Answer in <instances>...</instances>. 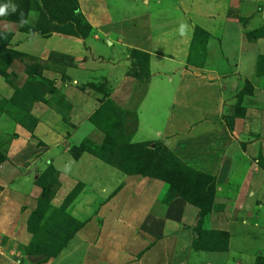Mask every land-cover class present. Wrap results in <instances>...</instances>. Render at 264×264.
<instances>
[{"label": "crops", "instance_id": "obj_1", "mask_svg": "<svg viewBox=\"0 0 264 264\" xmlns=\"http://www.w3.org/2000/svg\"><path fill=\"white\" fill-rule=\"evenodd\" d=\"M76 1L90 26L84 37L11 35L9 47L17 52L43 60L55 52L74 62L60 73L44 74L67 108L52 105L46 119L47 106L36 103L32 113L40 119L25 128L17 125L13 135L2 138V229L16 217L17 230L25 227L40 192L35 179L50 165L58 178L50 203L61 202L75 187L64 211L80 226L56 257L41 264L60 256L62 264H254L253 254H264V201L256 197L264 185V86L254 83L243 99L242 115L233 114L231 95L264 72L260 63L256 70L255 54L262 47L264 55V0ZM194 29L204 32L200 40ZM254 30L257 39L247 41L246 33ZM194 42L202 54L198 60L186 54ZM131 49L148 53L149 76L135 107L130 142L160 143L187 167L214 175L216 199L224 192L237 200L228 210L207 214L204 222L205 228L227 235L224 250L192 247L197 209L178 196L160 205L165 189L160 180L141 181L86 151L71 153L85 139L101 141L102 133L88 118L103 97L119 108L129 103L137 84L126 74ZM215 52L224 59L223 68L215 64ZM11 89L4 83L1 94ZM46 120L57 122L66 134L48 132ZM185 143L193 147L186 150Z\"/></svg>", "mask_w": 264, "mask_h": 264}, {"label": "rangeland", "instance_id": "obj_2", "mask_svg": "<svg viewBox=\"0 0 264 264\" xmlns=\"http://www.w3.org/2000/svg\"><path fill=\"white\" fill-rule=\"evenodd\" d=\"M53 3L54 0H0V4L16 6L15 12H13L11 7H9L8 13L0 17V161L3 159L5 151V148L2 146L3 136L13 135L15 131L14 128L17 125L25 128L35 124L34 121L40 119L32 113V108L36 103L40 102L47 106L44 112L45 116H43V118L46 119L47 117L52 116V105H57L62 109L67 108L66 102H64L65 100L61 98L58 89L54 87L55 84L53 81L47 79L45 76L48 73H60L63 66L66 64L68 65V63L71 65L74 62L73 59L70 61L59 57L57 53L50 52L43 60L35 56L17 52L13 48L9 47L11 35H13V33L20 32L27 34L34 32L41 36L51 33L43 32V28L38 29L34 26L36 24V26L41 27V23L43 24L42 27L46 26L43 19L50 20L51 24L54 26L60 23L59 19L53 17L49 12V10L52 11L53 7H55ZM6 16H8V18ZM73 16H75V13H73ZM22 20L27 21V23L22 24ZM38 22L40 24L37 25ZM77 32L80 33L81 30L78 28ZM195 34L200 40V38L203 37L204 32L200 29H194L193 36H195ZM256 34H258V31L256 30L248 32L245 35V39H247V41H252L253 38L257 39L255 37ZM4 44H7L6 47L3 46ZM258 48L257 52H255V54L258 55L257 63H260L261 66L264 67V55L260 54V48L262 47ZM7 49L8 51H6ZM186 54L189 59L193 60H198L202 55L199 54L196 42H194ZM214 62L219 66V68H223L226 64L219 52L214 53ZM260 72L264 74V72ZM261 73H258V77H256V80L259 83H245V88L243 87L241 90L239 89L235 93H232L231 102L233 114L242 115L243 99L246 95L250 94V89L252 92L254 83L260 87L264 86V78L259 77L264 76L261 75ZM4 83L12 88L11 93L5 97L1 94V88ZM142 85V82H137L136 90L133 93L134 95H131L127 106L122 108V110H124L123 112L128 114L127 116L120 117L118 113H114V115L113 112L109 113V132L110 137L113 138V142L107 146L106 151L109 155H111V158H113L115 162L134 171V173L128 174V176L137 177L141 181L146 178L160 180L159 178H156V176L165 178L168 182L170 181V186H168V183L165 180H160L165 189L163 190V194H161L159 204L163 205L167 202L166 194L168 188L171 191H173V189L180 190L178 193L184 195L185 197L177 194H175V196L182 197L185 202L193 205L197 209V212H201L200 208L202 209V212H204L203 219L198 221V218H196L194 222L195 225L193 229L196 232V243L201 246L200 249L220 250L216 246H221L223 237H217L215 234H207V231L210 229L205 228L204 225L206 216L209 213L220 211L224 209V207L226 208V206V210H228L231 205L237 204V200L235 198L230 199L224 192H221L220 198L216 199L215 187L217 184L214 175L205 172L202 167L197 169L188 166V170L179 168L178 166L180 164H185L170 150L171 154H169V152H163V148L160 147L156 149L154 153H151L148 149L145 150L150 147L149 143H147L149 145L144 146L143 144L146 142H141L142 144H139L138 147L127 143L129 139L127 138V135L130 133L134 122L133 114L136 107H134L135 99L139 95ZM243 89L245 90L243 91ZM161 105H164L163 101H161ZM151 107L154 110V107ZM159 110L160 108H157L155 112L160 113ZM165 113L166 110L163 111L161 109V115H165ZM143 120H148V110L144 113ZM45 123H47L46 126L49 128L48 132L56 130L62 136L66 134V131H62L63 127H60L57 122L51 125L46 120ZM4 137L7 139L6 136ZM103 139L104 133H102V139L100 142H94L92 144L98 147L101 145ZM192 144L195 145L196 142H193ZM192 144L185 143L182 144V146H187L188 148L186 147L184 149L188 150L193 147ZM72 151L75 152L73 148ZM149 159H152V163H154L152 165L153 170L151 171V174H154V176H141L138 172L144 171L143 169L146 164H148ZM185 166L187 167V165ZM57 179V175L55 177H48L49 181L46 186L48 191H55L58 187ZM210 182H212L213 186ZM210 186H212V192L209 191ZM257 189L258 192L256 197L262 196L264 201V185L258 187ZM71 190L66 193L61 202L59 201L58 203L52 204L50 201L48 206L44 205L38 207V210H36L40 211L41 217L38 221H30V223L27 224V221L29 220V216H27V219L25 220V227L22 228L21 231L17 230L19 228L18 219L20 220L18 217L7 225V228L5 227L2 229L3 225H0V242L3 244L2 246L0 244V264L46 263L49 258L44 259V253H34V251H44L47 253L51 252L61 244H64V246L66 245L65 242L67 235L69 236L72 233V228L75 227L73 223L69 222L67 215L63 211V202ZM240 192H242L243 196L249 198L247 191L241 190ZM230 196L233 197L234 195ZM170 199H172V197ZM197 204L200 208L196 206ZM228 204L231 205L228 207ZM0 214L2 213L0 212ZM196 228H198V230ZM194 243L195 242H192L191 245L194 249H197L193 246ZM31 251H33V253H30ZM63 251L64 250H62V252ZM57 254H59V252ZM57 254L54 257H56ZM253 255L254 264H264V254L255 253ZM62 261H64L63 257L60 256L55 260H50L49 262L51 264H62Z\"/></svg>", "mask_w": 264, "mask_h": 264}, {"label": "trees", "instance_id": "obj_3", "mask_svg": "<svg viewBox=\"0 0 264 264\" xmlns=\"http://www.w3.org/2000/svg\"><path fill=\"white\" fill-rule=\"evenodd\" d=\"M53 5L55 7H53L52 11L49 10V12L53 17H55L56 19H59L60 23L58 25L54 26L53 24H51L50 20L43 19V21L46 23V26L42 27L43 24L42 23L40 24L38 22L37 25L40 24L41 27H38L35 24V26H34L35 28H38V29L43 28L42 29L43 32L55 31V32L73 35V36H77V37H84L88 33L90 26L84 20L82 15L80 14L76 0H54ZM73 13H75V16H73ZM6 17L8 18V16H6ZM78 28L81 30L80 33L77 32ZM6 45L7 44H4L3 46L6 47ZM6 51H8V49ZM57 55L61 58L68 59V60L72 61V58L69 56L59 54V53H57ZM129 59H130V64H129V67L127 69L126 74L133 77L137 82L143 83L142 88L139 92V95L135 99V104H134V107H135L138 104L139 100L141 99V97L144 93L145 83H146L148 76H149L148 75V67H147L148 53L143 52V51H139L136 49H131L129 51ZM68 65H70V64L68 63ZM257 70H258V63H257ZM62 99H63V97H62ZM64 102H66V101H64ZM67 105L68 104L66 102V106ZM123 111L124 110H122V108L117 107L109 98L103 97L100 100L97 108L93 111V113L88 118L95 128H97L99 131L104 133V139L102 140L101 145L96 147L94 144H92L91 141L85 139L77 147H73L75 152H73L72 148H71V153L73 155H77L81 151H86V152L92 154L93 156H95L96 158L102 160L103 162L121 170L125 174L134 173V171L130 170L129 168H126L125 166H121L119 163L115 162L113 160V158H111V155H109V153H107V151H106L107 146L110 145L111 142H113V140H112L113 138L110 137V132H109L110 131L109 113L113 112V115H114V113L115 114L118 113L120 117L127 116L128 114L124 113ZM133 115H134V117H133L134 122L132 124V128H131L130 133L127 135V138H129V139H130V136L133 134L134 129H135V125H136L135 111H134ZM129 139L127 141L128 144H132V145L137 146V147L139 146V144H142V143H131V142H129ZM143 145L147 146L149 144L144 143ZM160 147L163 148V152L165 151V152H169V154H171L168 149H166L160 143H157V142H154L152 147L146 148L145 150L148 149L149 152L154 153V151ZM153 164L154 163H152V159H149L148 164H146L145 168L143 169L144 171L138 172V174H140L141 176L153 177L154 174H151V171L153 170V167H152ZM178 167L183 169V170H185V169L188 170V167H186L185 165H182V164H180ZM56 175H57V172L49 165L42 172H40L38 174V176L36 177L35 184L40 188V192H39L38 196L36 197L34 209L28 215L29 220L27 221V224L30 223V221L31 222L32 221L33 222L38 221L39 218H41L40 217V211H37L38 207L44 206V205L45 206L49 205V202H50L51 198L53 197L54 190L48 191L46 189L47 183L49 181L48 177H50V176L55 177ZM156 178H159L160 180H165L168 183V186H170L171 182L169 181L170 182L169 183L168 180H166L165 178L157 177V176H156ZM210 184L212 185V182H210ZM212 186L209 187L210 192H212V190H211ZM76 191H77V189L73 188V190H71V192L66 196V199L63 202L64 207L66 206L68 201L75 195ZM178 192H180V190L173 189V191H171L168 188L167 194H166V199L169 200L171 197L175 196V194L181 196L182 194H180ZM182 197H185V196L182 195ZM196 206L198 208H200V206L198 204ZM200 210H201V212H198L199 215H197L198 221L202 220L204 217V215H203L204 212H202L201 208H200ZM63 211H64V208H63ZM64 213L67 215L69 222H71L75 225V227L72 228L73 229L72 233H73L80 226V223L75 221L70 216H68V214L65 211H64ZM196 229L198 230V228H196ZM207 234H215L217 237H219V236L223 237L221 246L218 247V245H217L216 247L220 250L225 249L227 235L224 232L218 231V230H209V231H207ZM68 237L69 236L67 235L66 242L68 240ZM196 240L194 241L195 243L193 244V246L197 249H200L201 246L198 243H196ZM66 242H65V244H66ZM63 246H64V244H61L60 246L53 249L51 252H47V253H45L44 251H34V253H44L45 254L44 259H46V258L48 259L50 257H54L61 250V248ZM30 253H33V251H31Z\"/></svg>", "mask_w": 264, "mask_h": 264}, {"label": "clouds", "instance_id": "obj_4", "mask_svg": "<svg viewBox=\"0 0 264 264\" xmlns=\"http://www.w3.org/2000/svg\"><path fill=\"white\" fill-rule=\"evenodd\" d=\"M9 7H11V10L13 12H15V10H16V6L15 5H11L10 6L9 4H0V16L6 15L8 13ZM21 23L22 24L23 23H27V21L22 20ZM186 27L187 26L185 24H183V23L180 25L179 32H180L181 35H184L185 34Z\"/></svg>", "mask_w": 264, "mask_h": 264}, {"label": "water", "instance_id": "obj_5", "mask_svg": "<svg viewBox=\"0 0 264 264\" xmlns=\"http://www.w3.org/2000/svg\"><path fill=\"white\" fill-rule=\"evenodd\" d=\"M153 146V144H150V147H152Z\"/></svg>", "mask_w": 264, "mask_h": 264}]
</instances>
